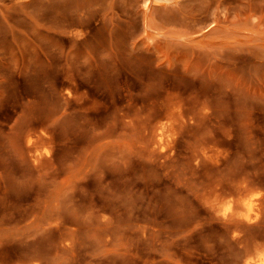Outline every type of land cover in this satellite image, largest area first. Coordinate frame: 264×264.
Here are the masks:
<instances>
[{"label": "rangeland", "instance_id": "rangeland-1", "mask_svg": "<svg viewBox=\"0 0 264 264\" xmlns=\"http://www.w3.org/2000/svg\"><path fill=\"white\" fill-rule=\"evenodd\" d=\"M259 220L264 0H0V264H246Z\"/></svg>", "mask_w": 264, "mask_h": 264}, {"label": "bare ground", "instance_id": "bare-ground-1", "mask_svg": "<svg viewBox=\"0 0 264 264\" xmlns=\"http://www.w3.org/2000/svg\"><path fill=\"white\" fill-rule=\"evenodd\" d=\"M162 139H163V135H162V132L160 131V133H159V135H158V141H157V143H160L161 144V141H162ZM231 206H229V208H230ZM247 207H248V210L250 211L252 208H253V203H248V205H247ZM228 208V209H229ZM230 210V209H229ZM232 212V211H231ZM231 212H228L229 214H232ZM225 213L226 212H224V215H225ZM235 213V212H234ZM234 213H233V215H234ZM227 214V213H226ZM233 215H231V216H233ZM258 215H259V213L257 212V215H256V217H258ZM226 217H227V215H226ZM228 217H229V215H228ZM245 217L247 218V220L249 221V223H254V220H252V217H250V215L248 214V212H246L245 213ZM256 220V219H255ZM259 221H264V220H259ZM256 222V221H255ZM258 222V221H257ZM264 223V222H263ZM262 223V224H263ZM263 246V247H262ZM262 246H260V247H262L261 249H262V251H261V249H259V247H258V249L260 250L259 251V253L257 252L258 251V249L256 250V252L255 253H257V255H256V257L255 258H253L252 257V254H254V253H252L251 254V257L253 258H251V259H247L248 258V256H250V254H248V256H247V261L246 260H244V261H246V264H264V245H262ZM245 256V257H246ZM244 264V263H243Z\"/></svg>", "mask_w": 264, "mask_h": 264}]
</instances>
